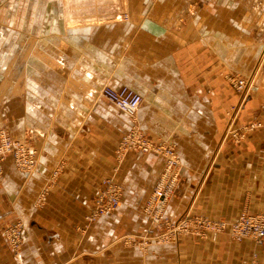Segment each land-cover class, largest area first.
I'll return each instance as SVG.
<instances>
[{
    "label": "crops",
    "instance_id": "0c3cea01",
    "mask_svg": "<svg viewBox=\"0 0 264 264\" xmlns=\"http://www.w3.org/2000/svg\"><path fill=\"white\" fill-rule=\"evenodd\" d=\"M71 1L0 0V126L14 138L32 129L37 148L30 172L10 157L2 162L0 264H248L252 254L264 264V245L226 232L181 234L144 250L126 243L154 229L140 207L162 158L135 151L115 157L134 122L154 141L174 144L181 173L165 209L171 221L264 211V134L238 147L225 138L227 108L237 100L225 78L253 66L264 7L258 0H200L174 29L171 16L183 0H129L130 19L116 35L113 23L95 21L100 10H117L118 0L85 7ZM246 8L262 19L246 18ZM78 11L87 15L73 23ZM103 84L142 95L134 118L99 95ZM260 97L245 100L238 121L262 115ZM105 177L120 185V204L86 222ZM17 220L23 238L14 254L3 228Z\"/></svg>",
    "mask_w": 264,
    "mask_h": 264
},
{
    "label": "built area",
    "instance_id": "2783aa9c",
    "mask_svg": "<svg viewBox=\"0 0 264 264\" xmlns=\"http://www.w3.org/2000/svg\"><path fill=\"white\" fill-rule=\"evenodd\" d=\"M240 84L243 81L240 80ZM241 87V86H239ZM103 96L113 103L119 110L130 114L133 118L142 102V95L130 87L122 84L101 86ZM34 131L28 129L23 136L14 138L5 127L0 126V174L2 162L10 157L13 165L22 172H30L35 165L37 148L34 143ZM130 151L154 152L161 156L162 166L145 202L142 211L156 226L165 225L163 213L167 200L174 193L179 183L180 163L174 144L166 141H154L146 132L134 122L122 134L116 149L115 157L120 162ZM120 186L111 177L101 181V187L94 194L90 209L85 216L86 222H93L101 215L114 210L120 204ZM46 188H43L37 198L38 202L44 200ZM173 233L196 232L205 235L206 231L220 232L228 230L230 236L236 240L251 239L256 244H264V213H241L238 219L230 224L223 220H213L202 216H184L174 223ZM3 235L13 251H17L22 243L23 224L21 221L8 224ZM250 264H258L254 259Z\"/></svg>",
    "mask_w": 264,
    "mask_h": 264
},
{
    "label": "rangeland",
    "instance_id": "374dc122",
    "mask_svg": "<svg viewBox=\"0 0 264 264\" xmlns=\"http://www.w3.org/2000/svg\"><path fill=\"white\" fill-rule=\"evenodd\" d=\"M63 1H66L69 4L72 3L71 0H63ZM97 1L100 3H103V2H106L107 0H95V2H97ZM150 1L152 2L155 0H150ZM80 2L82 3L81 5H84V7L87 5L91 6L94 3L93 0H83ZM118 2H119V4H118L119 7H117V10L112 11V12H110V11L108 12L107 10H100L99 15L97 16V17H99V20L95 21V24L96 23H98V24H106L107 23V24L111 25L113 23L116 35L122 32V30H123L122 25L125 22H128V20L130 19V13L128 11L129 0H118ZM199 2H200V0H183L182 5L180 7H178L177 10L171 16L172 26L174 29H178V28H181L182 26H185L186 21L189 18V16L194 15L196 13V8H197ZM258 3H259L258 7L260 9L264 7V0H258ZM101 6H103V4ZM73 13L76 15H79L80 17H83V15H87L86 11H83V12L78 11V12H73ZM91 13L94 14V12H91ZM260 13H261L260 11L257 12L254 10L253 11H250V10L247 11V8H246V18H249V19L255 18V19L261 20L262 18H261ZM259 41L261 43V47L257 53L256 60L254 61L253 66L250 68V70L245 71V72L229 71V73L226 75V78H225L227 86H229L234 91V94L236 95V99H237L234 104L229 105L227 108V123H226V133H225L226 137L225 138H226V141H227L229 146L230 145L236 146V147L245 146L246 142L249 141L250 136L253 135L255 132H257V131L260 132L261 136L264 134V109H263L262 115L260 114L261 116L258 115L256 117H252L251 119H249L247 121H242V122L238 121V115H239V112H240L242 105L244 104L245 100H247L253 96V97L257 98L260 103L263 101L262 97H260V94L264 93V85L262 84L263 83L262 81H264V34L259 36ZM118 42L119 41L115 42V46H114L115 51L119 50V47L121 46L120 44H118ZM240 80L243 81L242 84L239 83ZM239 86H241V87H239ZM98 93L102 98L106 99L103 96V94L101 93V90H99ZM261 146H264V142L261 143ZM158 174H159V172H158ZM158 174H157V176H158ZM260 174H264V172L260 171ZM156 179H157V177H156ZM156 179L154 180V182L156 181ZM179 181H180V177H179ZM154 182H153V184H154ZM153 184H152V186H153ZM152 186H151V188H152ZM151 188L149 189V192H150ZM176 188H175V190H176ZM149 192L147 193L142 204L145 202ZM174 193H175V191H174ZM174 193H172L171 196ZM120 195H121V193H120ZM168 200H167V203H168ZM167 203H166V205H167ZM142 204H141V206H142ZM166 205H165V209H166ZM140 209L142 211L141 207H140ZM165 209H164L163 216H164V219H166V223H165V225H161V226H156L154 223H152L151 220L149 219V217L142 211V213H144V215L151 222L154 229L151 233L145 234V235L140 236V237H137V236L133 237V238L129 237V239H127L126 243L136 245L137 248L140 247L141 249L144 250L148 244H162V243H168V242L175 241L178 239V237L181 234H191L193 236L203 237L209 233H219V232H215V231H206L205 235H201V234H197L196 232L192 233V232H180V231H178L175 234L172 232V230L174 229V226H175L174 223L178 222L184 216L178 218L175 221H171L169 218H167L165 216ZM243 212L248 213V214L264 213V211H248L246 209H243L232 220H227L224 218H211V217L204 216L201 214H186L185 216H187V215L192 216V217L202 216V217L213 219V220L220 219V220L227 222V224H230V223L236 221L238 219V217L240 216V214ZM17 221H21V220H17ZM12 223H14V222H12ZM9 224H11V223H9ZM22 224H23V222H22ZM4 228H3V230H4ZM220 232H226L229 235V237L234 241H241V240H236V239L232 238L227 229L220 231ZM257 245H259V244H257ZM260 245H264V244H260ZM18 250L17 251L11 250V251L14 254H17ZM254 259L258 262L256 255L252 254V256L248 260V264H250V262ZM258 264H259V262H258Z\"/></svg>",
    "mask_w": 264,
    "mask_h": 264
},
{
    "label": "bare ground",
    "instance_id": "6f19581e",
    "mask_svg": "<svg viewBox=\"0 0 264 264\" xmlns=\"http://www.w3.org/2000/svg\"><path fill=\"white\" fill-rule=\"evenodd\" d=\"M116 1H117V0H116ZM116 1H115V2H116ZM117 4H118V3H117ZM86 18H87V17H84V19H86ZM71 19H72V22L74 23L75 20H77V19L80 20L81 17H80V16H79V17H72ZM72 22H71V23H72ZM68 23L71 24L69 21H68Z\"/></svg>",
    "mask_w": 264,
    "mask_h": 264
}]
</instances>
